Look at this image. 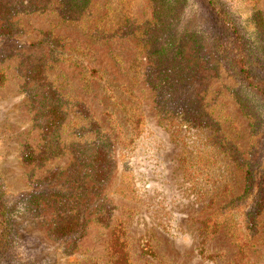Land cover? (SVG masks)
<instances>
[{"label":"rangeland","instance_id":"obj_1","mask_svg":"<svg viewBox=\"0 0 264 264\" xmlns=\"http://www.w3.org/2000/svg\"><path fill=\"white\" fill-rule=\"evenodd\" d=\"M224 1L264 55V0ZM215 20L200 0H0V264H264V105Z\"/></svg>","mask_w":264,"mask_h":264},{"label":"trees","instance_id":"obj_2","mask_svg":"<svg viewBox=\"0 0 264 264\" xmlns=\"http://www.w3.org/2000/svg\"><path fill=\"white\" fill-rule=\"evenodd\" d=\"M180 1L176 0L177 4ZM200 1L204 4L206 13L216 18L219 32L215 33V44L220 59L235 75L239 83L248 90L250 95L258 98L264 105V55L257 52L245 39L224 0ZM254 24L260 41L264 43V21L261 13H256ZM5 33L3 34L6 35ZM196 36L195 33H191L190 40L195 42ZM212 39H214L213 36ZM175 51L176 58H181L183 50L180 48ZM239 101L245 112L251 117L254 127H259V115L254 111L249 99L240 98ZM31 157V154H29V158ZM247 174L250 187L254 177L251 172ZM13 244L8 212L0 200V260L9 254Z\"/></svg>","mask_w":264,"mask_h":264}]
</instances>
